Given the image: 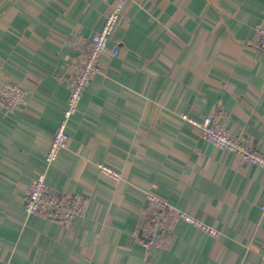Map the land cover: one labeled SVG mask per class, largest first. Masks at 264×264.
I'll return each instance as SVG.
<instances>
[{
	"label": "crops",
	"instance_id": "0c3cea01",
	"mask_svg": "<svg viewBox=\"0 0 264 264\" xmlns=\"http://www.w3.org/2000/svg\"><path fill=\"white\" fill-rule=\"evenodd\" d=\"M116 2L0 0V88L28 96L0 109V264H264V170L182 118L211 115L264 153V0L129 1L108 42L119 53L101 56L46 175L53 191L83 195L85 213L72 223L25 213L84 55L78 38L98 33ZM147 193L219 236L179 221L146 251L135 232Z\"/></svg>",
	"mask_w": 264,
	"mask_h": 264
},
{
	"label": "built area",
	"instance_id": "2783aa9c",
	"mask_svg": "<svg viewBox=\"0 0 264 264\" xmlns=\"http://www.w3.org/2000/svg\"><path fill=\"white\" fill-rule=\"evenodd\" d=\"M131 0H117L115 7L106 17L102 29L91 37H79L78 43L84 47V55L76 73L66 79L69 91L67 106L57 125L54 137L45 156L44 170L31 181L25 196L24 210L27 216L42 215L56 222L72 223L82 217L86 210V199L77 193H60L53 191L46 183L49 168L57 161L61 151L65 150L69 141L67 127L70 119L79 109L84 93L91 85L92 79L102 73L100 58L110 53L118 55L119 49L109 48V39L121 20L127 3ZM255 45L264 51V23L256 28ZM76 37L70 43H74ZM27 92L19 84L7 82L0 88V109L13 110L16 106L27 101ZM182 118L190 121L200 129L202 137L219 149L237 155L246 165H256L264 170V153L255 143L234 137L225 127L211 115L202 120H194L188 115ZM102 173L119 182L122 175L112 168L100 165ZM147 206L144 209L145 220L136 230L138 243L146 250H159L166 246L170 234L177 222L185 221L203 232L218 237L216 229L193 218L183 211L176 210L164 199L154 193L146 194ZM264 209V201L262 204Z\"/></svg>",
	"mask_w": 264,
	"mask_h": 264
}]
</instances>
